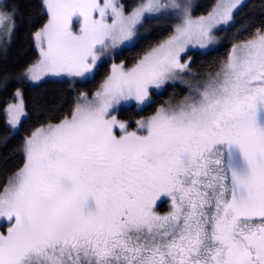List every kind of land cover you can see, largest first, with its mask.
Here are the masks:
<instances>
[{"label":"snow or ice","instance_id":"snow-or-ice-1","mask_svg":"<svg viewBox=\"0 0 264 264\" xmlns=\"http://www.w3.org/2000/svg\"><path fill=\"white\" fill-rule=\"evenodd\" d=\"M41 2L39 58L22 74L31 82L94 79L136 45L145 19L178 22L131 66L112 62L70 115L25 138L23 166L0 190V264H264V27L134 130L115 115L183 83L192 73L182 54L217 43L214 30L231 25L244 0H219L198 17L190 0H140L130 11L120 0ZM17 15L0 0V43H10ZM6 111L12 129L26 115L23 100Z\"/></svg>","mask_w":264,"mask_h":264},{"label":"trees","instance_id":"trees-1","mask_svg":"<svg viewBox=\"0 0 264 264\" xmlns=\"http://www.w3.org/2000/svg\"><path fill=\"white\" fill-rule=\"evenodd\" d=\"M137 1V0H135ZM133 5L130 0L126 4ZM216 0H195L193 14L208 13ZM8 5H18L15 20L16 30L8 46L0 52V190L24 161V140L38 127L56 123L71 113L79 92L94 91L108 74L110 61H105L94 79L81 82L47 78L36 84L19 80V75L38 58L33 33L43 27L46 21L41 0H4ZM177 23L174 16L146 19L143 23L141 38L134 47L123 48L115 55V61H124L132 65L138 55L143 54L172 33ZM264 27V0H247L234 16V22L227 28H220L219 45L204 52L189 51L190 66L198 73H214L221 61H225L234 43L251 38L257 28ZM7 77L5 80L4 78ZM20 87L21 99L26 115L15 130L6 121V106L15 97V89ZM176 85H168L154 95V99L145 108L136 110L128 106L120 109L121 118L134 119L151 115L157 107L165 103ZM156 211H170V200L161 197L157 201ZM1 226V225H0ZM5 224L2 223V227Z\"/></svg>","mask_w":264,"mask_h":264},{"label":"rangeland","instance_id":"rangeland-1","mask_svg":"<svg viewBox=\"0 0 264 264\" xmlns=\"http://www.w3.org/2000/svg\"><path fill=\"white\" fill-rule=\"evenodd\" d=\"M4 0H2V2H3ZM127 1L128 0H120V3H122V4H124L125 5V8H126V10H128V11H130L131 10V8L132 7H134V6H136L139 2H140V0H137V1H135V0H130V2L131 3H133V5L132 6H130V4H129V2H128V4H126L127 3ZM194 1L195 0H190V2H191V4L193 5L194 4ZM247 0H244V3L246 2ZM101 2H102V0H101ZM219 2V0H216V2H215V4L216 3H218ZM214 4V5H215ZM213 5V6H214ZM211 11V10H210ZM208 13H206V14H202V15H207ZM192 15H193V17H198V16H201V15H194L193 14V11H192ZM169 17V16H168ZM161 18H167V17H161ZM47 20H48V16H47V14H46V21H45V23L47 22ZM146 20V19H145ZM178 22V21H177ZM78 27V26H77ZM142 29L143 28H141V30L140 31H142ZM219 30V29H218ZM218 30H214V32H215V35L218 37V42L217 43H215V44H213V45H209L207 48H200L198 45H194V46H191V47H189V49L187 50V52H186V54H182V59H181V62L183 63V62H185V61H188V62H190V59H189V51H192V50H195V51H201V52H204V51H207V50H210V49H214V48H216L218 45H219V35H218V33H217V31ZM173 32V31H172ZM141 34H142V32H141ZM170 35V34H169ZM168 35V36H169ZM13 36V35H12ZM168 36H166L164 39H166ZM12 38V37H11ZM163 39V40H164ZM162 41V40H161ZM160 41V42H161ZM159 42V43H160ZM8 44L9 43H0V52L1 51H3L7 46H8ZM158 44V43H157ZM123 49V48H122ZM122 49H120V50H122ZM38 50V49H37ZM119 50V51H120ZM118 51V52H119ZM115 57V56H114ZM38 58H39V52H38ZM37 58V59H38ZM36 59V60H37ZM35 60V61H36ZM34 61V62H35ZM107 61H110V65H111V63L112 62H116V63H119L120 61H115V60H113V59H109V60H107ZM226 61V60H225ZM131 66V65H130ZM189 68H190V70H191V75H189V74H187V73H185V74H182V76H181V79H182V81H183V83H181L180 81H177L176 83H166L164 86H163V88L162 89H159V90H150V94H151V96H152V100L154 99V95L155 94H158V93H160V92H162L165 88H166V86H170V85H176V87L171 91V93H170V96H169V98H168V100L166 101V102H170L171 104H178L179 102H181L183 99H184V97L185 96H187V95H189V88H195L197 85H199V84H202V83H204V81H205V79H206V75L208 74V73H198V72H196L191 66H190V64H189ZM219 70V69H218ZM217 70V71H218ZM24 72V71H23ZM23 72L19 75V80H21V81H24V82H26V83H29V84H36V83H39V82H31V81H29V80H27L26 78H24L23 76H22V74H23ZM215 73V72H214ZM47 78H54V79H60V80H66V81H69V82H81V81H84V80H82V79H80V78H77V79H75V80H73V79H71V78H67V77H64V78H58V77H47ZM47 78H44V79H47ZM43 79V80H44ZM19 89V91H20V87H17L16 89H15V92L14 93H16V91ZM96 90V89H95ZM94 90V91H95ZM94 91H92V92H94ZM83 92V91H82ZM82 92H79L78 93V95L77 96H79V94L80 93H82ZM92 92H90V93H88L89 95L92 93ZM83 93H87V92H83ZM20 100H22L21 99V96L20 97H14L8 104H7V106H6V110L8 109V107H9V105H11V104H16V103H19L20 102ZM133 106L134 107V109H136V110H141V109H143V108H145L147 105H145V106H142V107H136V105L134 104V103H128V104H123L122 106H120V108H119V110L120 109H122V108H124V107H128V106ZM162 105H165V103H163V104H161V105H159L158 107H160V106H162ZM166 106V105H165ZM157 107V108H158ZM118 110V111H119ZM118 111L115 113V115L117 116V118L119 119V120H125V121H128V123H129V130H134L135 128H136V125H135V123H134V121L135 120H139V119H141V118H143V117H147V116H151V115H153L154 113H152L151 115H145V116H140V117H137V118H134V119H129V118H121L120 116H119V114H118ZM70 115V114H69ZM24 117V116H23ZM23 117H21V119L23 118ZM10 119V116L8 115V113H7V111H6V121H8ZM63 119V118H62ZM61 119V120H62ZM56 123H59V121L58 122H56ZM8 124V123H7ZM53 124H55V123H53ZM47 124H45V125H42V126H46ZM8 126L10 127V125L8 124ZM41 127V126H40ZM11 128V127H10ZM39 128V127H38ZM12 129V128H11ZM16 129V128H15ZM15 129H12V130H15ZM37 129V128H36ZM35 129V130H36ZM34 130V131H35ZM23 154H24V152H23ZM24 160H25V156H24ZM23 163H24V161H23ZM23 163H22V165L20 166V167H22L23 166ZM19 167V168H20ZM18 168V169H19ZM7 183V182H6ZM2 190V189H1ZM160 212V214H164V213H166V211L164 212V211H159ZM5 224V226L4 227H2V223H0V232H6V228H7V224L6 223H4Z\"/></svg>","mask_w":264,"mask_h":264}]
</instances>
